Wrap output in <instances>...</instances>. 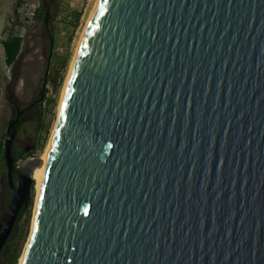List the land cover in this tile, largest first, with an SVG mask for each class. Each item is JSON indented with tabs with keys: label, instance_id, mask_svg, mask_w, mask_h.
<instances>
[{
	"label": "water",
	"instance_id": "1",
	"mask_svg": "<svg viewBox=\"0 0 264 264\" xmlns=\"http://www.w3.org/2000/svg\"><path fill=\"white\" fill-rule=\"evenodd\" d=\"M0 252L39 157L13 178ZM22 264H264V0H98Z\"/></svg>",
	"mask_w": 264,
	"mask_h": 264
},
{
	"label": "rangeland",
	"instance_id": "2",
	"mask_svg": "<svg viewBox=\"0 0 264 264\" xmlns=\"http://www.w3.org/2000/svg\"><path fill=\"white\" fill-rule=\"evenodd\" d=\"M17 1L0 0V140L5 141L8 122L16 113L15 106L23 109L35 103L37 110L24 119L17 130L13 146L17 150H31L32 156L28 158L41 157L47 149L56 123L63 87L81 35L97 0H21L19 9L15 10ZM42 2L48 9L47 25L37 20L36 16L31 17L30 13ZM77 15L78 21L75 18ZM10 30L23 34L24 42L18 59L8 66L1 41ZM66 56L68 60H64L67 59ZM57 60H60L59 64ZM64 61L65 67L61 69L64 79L57 92L52 81L47 82V79L54 74L57 67L64 65ZM44 88H47L46 97L49 100L46 104L43 103L44 111L39 123L40 106L37 100ZM38 123L42 126L39 131L36 130ZM26 159L19 158L18 167ZM7 192L6 173L3 170L0 174V219L10 202L11 196ZM36 199L35 184L30 224L17 236L21 246L18 264L32 231ZM4 247L0 252V264L3 263Z\"/></svg>",
	"mask_w": 264,
	"mask_h": 264
},
{
	"label": "trees",
	"instance_id": "3",
	"mask_svg": "<svg viewBox=\"0 0 264 264\" xmlns=\"http://www.w3.org/2000/svg\"><path fill=\"white\" fill-rule=\"evenodd\" d=\"M22 3L21 0H18L16 4L14 5V9L18 10L19 5ZM34 15L36 16L37 20L43 21L44 25H47L49 20V15H48V9L45 6L44 2H42L38 7H36V10L34 11ZM76 20L78 21L79 15L75 16ZM76 21V22H77ZM76 24V23H75ZM74 24V25H75ZM23 34L17 32L16 30H10L5 38L2 39L1 43L3 46L4 50V55H5V63L8 66H11L17 59L18 56L22 50L23 47ZM67 57V56H66ZM64 58V60H68ZM60 60H57V63L59 64ZM65 67V61L64 65H61L57 67L54 71V74L50 76L49 79H47V82L52 81L53 87H55L56 91H59V88L62 86L63 83V77L64 74L61 72V69ZM47 93V88H44L42 95L39 96L37 103L40 106L39 111V116H38V122H41V116L43 114V103L46 104L48 102V98L46 97ZM36 104L33 103L23 109H21V118L19 122L16 125L17 130H19V127L23 123L24 119L28 116L30 113H34V111L37 110L35 107ZM38 123V126L36 128L37 131L42 128V126ZM4 140V139H3ZM0 140V174L5 170V173L7 172V167L5 163V156H4V151H5V141ZM32 156V151L31 150H17L13 146V157H14V172H13V178L15 183L18 181V159L22 158L23 160ZM35 189V180L32 185V191L31 195L28 201L27 205H24L20 213L17 217L16 223L14 225V228L8 237L5 247H4V257H3V263L2 264H18L19 262V257H20V252H21V246L18 243V233H20L24 227L29 226L30 221H31V214H32V205H33V191Z\"/></svg>",
	"mask_w": 264,
	"mask_h": 264
},
{
	"label": "bare ground",
	"instance_id": "4",
	"mask_svg": "<svg viewBox=\"0 0 264 264\" xmlns=\"http://www.w3.org/2000/svg\"><path fill=\"white\" fill-rule=\"evenodd\" d=\"M97 2H98V0L96 1V4H95V6H94V9L92 10V13H91V15H90V17H89V20H88V22H87V25H88V23H89L90 20H91V17H92L93 12H94V10H95V8H96ZM87 25H86V26H87ZM85 29H86V27H85ZM85 29H84V31H85ZM84 31H83V33H82V35H81V38H82V36H83V34H84ZM80 41H81V39H80ZM80 41H79V43H80ZM78 46H79V45H78ZM77 49H78V48H77ZM76 52H77V51H76ZM75 56H76V53H75ZM75 56H74V58H73V61H72V64H71V68H70V71H69V73H68L67 80H66V82H65V84H64V87H65V85H66V83H67V81H68L69 74H70V72H71V70H72L73 63H74V60H75ZM64 87H63V90H64ZM62 92H63V91H62ZM50 140H51V138H50ZM50 140H49V143H50ZM49 143H48V145H47V149H48V147H49ZM47 149H46L45 153H44L41 157H39V159H40V163L35 167V169L33 170V173H32V177H33L34 180H35V184H36V188H37V199H36V205H35V209H34L33 223H34V219H35V213H36L37 200H38V195H39V190H40V184H41V181H42V178H43V167H44V163H45V158H46ZM32 230H33V225H32ZM31 234H32V231H31ZM31 234H30V237H31ZM30 237H29V240H30ZM29 240H28V242H29ZM28 242H27V244H28ZM27 244H26V246H25V249H26V247H27ZM25 249H24V252H23V254H22V257L20 258V263H19V264H22V260H23L24 253H25Z\"/></svg>",
	"mask_w": 264,
	"mask_h": 264
},
{
	"label": "flooded vegetation",
	"instance_id": "5",
	"mask_svg": "<svg viewBox=\"0 0 264 264\" xmlns=\"http://www.w3.org/2000/svg\"><path fill=\"white\" fill-rule=\"evenodd\" d=\"M18 110H21V109L18 108L17 106H15V111H16V113L12 116V118H10L8 124L10 123V121H11L13 118H15V116H16ZM20 118H21V115H20ZM20 118H19V120H20ZM19 120H18V122H19ZM18 122H17V123H18ZM16 125H17V124H16ZM16 125H15V129H16V132H17ZM6 180H7V177H6ZM15 184L18 185V181H17ZM7 188H8V192H7V193L9 194V196L12 197L11 191H10V189H9V187H8V182H7ZM11 197H10V199H11ZM7 198H8V197H7ZM9 201H10V200H9Z\"/></svg>",
	"mask_w": 264,
	"mask_h": 264
},
{
	"label": "built area",
	"instance_id": "6",
	"mask_svg": "<svg viewBox=\"0 0 264 264\" xmlns=\"http://www.w3.org/2000/svg\"><path fill=\"white\" fill-rule=\"evenodd\" d=\"M35 10H36V7H35L33 10H31V12H30V13H31V17H32V16H35V15H34V11H35ZM28 17H29V16H28ZM27 19H28V18H27Z\"/></svg>",
	"mask_w": 264,
	"mask_h": 264
}]
</instances>
